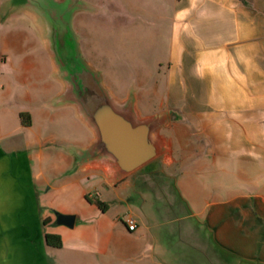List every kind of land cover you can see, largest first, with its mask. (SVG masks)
Returning a JSON list of instances; mask_svg holds the SVG:
<instances>
[{
    "label": "crops",
    "instance_id": "crops-1",
    "mask_svg": "<svg viewBox=\"0 0 264 264\" xmlns=\"http://www.w3.org/2000/svg\"><path fill=\"white\" fill-rule=\"evenodd\" d=\"M150 7L156 19L151 43L159 40L167 54L161 109L143 110L138 99L108 90L118 103H132L141 119L166 118L156 132L160 195L164 180L175 181L186 151L214 162L217 154L246 160L230 164L237 174L233 184L222 180L227 199L192 205L173 188L178 198L174 195L173 203L160 209V229L166 243L176 239L187 249L182 257L175 243L167 247L181 264H264V0H155ZM77 44L83 52L79 38ZM59 79L55 102L70 113L69 139L54 133L49 100L37 114L28 113L25 123L14 108L32 102L28 95L13 96L12 107L0 103V264H100V246L87 247L85 237L76 238L67 245L70 254H64V236H79L91 225L104 235L107 251L124 235L141 231L130 213L111 214L110 189L149 176H137L136 170L118 178L108 162L85 158L94 134L75 106L62 101L66 84ZM56 140L62 147L56 154L60 172L54 175ZM199 163V168L206 164ZM102 185L106 190L100 193ZM86 196L102 202L104 210L94 208ZM55 213L73 215V227L56 224ZM126 217L135 221V231H128ZM191 218L194 223H181ZM46 233L59 236L61 248L47 247Z\"/></svg>",
    "mask_w": 264,
    "mask_h": 264
},
{
    "label": "rangeland",
    "instance_id": "rangeland-1",
    "mask_svg": "<svg viewBox=\"0 0 264 264\" xmlns=\"http://www.w3.org/2000/svg\"><path fill=\"white\" fill-rule=\"evenodd\" d=\"M153 1L0 0V103L12 107L9 101L13 96L22 98L28 95L32 102L14 108L28 116L30 112L37 114L42 110V103L49 100V104L53 103L49 105V111L55 118L54 133L69 139L73 131L69 124L70 113L57 109L55 101L60 79L55 72L48 43L50 26L55 28L64 19L69 23L75 41L78 42L79 38L81 42L83 52L79 51L80 57L98 69L107 89H112L117 95L128 94L130 101L138 99L143 110L158 112L164 94L167 54L166 48L160 47L159 40L151 43L154 41L150 38L151 28L156 25V19L150 12ZM166 132L162 131L165 135ZM61 147L57 140L52 146L54 175L60 172L56 154ZM183 155L184 158L179 161L182 163L175 168V181L164 180L163 195H160L157 157L134 173L137 176L148 175L149 178L134 177L127 185L119 183L116 188L111 187V214L112 211V215L114 212L120 215L130 213L140 223L138 234L124 235L105 251L102 247L104 235L92 231L91 225L85 226L79 236H64V254H70L67 245L72 239L85 237L86 244L82 242L83 245L101 247L97 252L101 257L100 264H161L160 261H167V258L176 260L171 264H181L167 244L171 246L175 243L174 251L181 253L182 257L187 248L181 247L176 239L174 243L173 240L166 243L164 229H160V209L178 198L173 188L176 187L175 192L192 205L193 202L202 205L204 199H227L228 195L222 190V180L225 178L233 184L237 176L236 168L230 164L246 162L240 158L224 159L219 154L216 155V162L213 157H200L198 153L189 151ZM199 162L206 164L199 168ZM170 186L172 197L169 195ZM105 190L103 185L99 189L100 193ZM84 203L89 205L85 199ZM93 206L98 208L95 204ZM190 222L194 223L195 219L181 223L187 225ZM177 223L174 224H180Z\"/></svg>",
    "mask_w": 264,
    "mask_h": 264
},
{
    "label": "water",
    "instance_id": "water-1",
    "mask_svg": "<svg viewBox=\"0 0 264 264\" xmlns=\"http://www.w3.org/2000/svg\"><path fill=\"white\" fill-rule=\"evenodd\" d=\"M48 43L56 72L66 84L62 101L75 106L94 134L85 158L108 162L118 178L153 161L160 153L156 132L166 118L141 119L132 103L115 101L99 73L80 57L66 20L61 19L55 28L50 26ZM74 219L56 214L55 223L72 228Z\"/></svg>",
    "mask_w": 264,
    "mask_h": 264
},
{
    "label": "trees",
    "instance_id": "trees-1",
    "mask_svg": "<svg viewBox=\"0 0 264 264\" xmlns=\"http://www.w3.org/2000/svg\"><path fill=\"white\" fill-rule=\"evenodd\" d=\"M24 117H25L24 114H20V118L22 119L23 123H25ZM86 200L90 203H94L99 209L104 210V204L100 202L99 200L91 199L88 196H86ZM44 241L47 247L59 249L62 246L60 237L54 234H47V233L44 234Z\"/></svg>",
    "mask_w": 264,
    "mask_h": 264
},
{
    "label": "built area",
    "instance_id": "built-area-1",
    "mask_svg": "<svg viewBox=\"0 0 264 264\" xmlns=\"http://www.w3.org/2000/svg\"><path fill=\"white\" fill-rule=\"evenodd\" d=\"M124 223L128 229V231L132 232L136 230V223L131 217H126Z\"/></svg>",
    "mask_w": 264,
    "mask_h": 264
}]
</instances>
